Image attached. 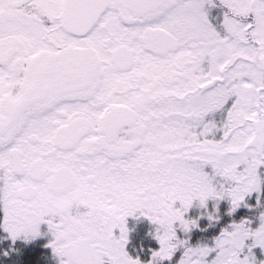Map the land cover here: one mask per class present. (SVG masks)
Wrapping results in <instances>:
<instances>
[{"label": "snow or ice", "instance_id": "snow-or-ice-1", "mask_svg": "<svg viewBox=\"0 0 264 264\" xmlns=\"http://www.w3.org/2000/svg\"><path fill=\"white\" fill-rule=\"evenodd\" d=\"M221 3L217 30L204 0H0V211L13 239L44 221L61 264H142L125 251V218L139 213L159 226L154 264L185 243L173 225H195L183 216L194 199L235 209L260 190L264 0ZM248 237L264 249V223H235L178 264H256Z\"/></svg>", "mask_w": 264, "mask_h": 264}, {"label": "rangeland", "instance_id": "rangeland-1", "mask_svg": "<svg viewBox=\"0 0 264 264\" xmlns=\"http://www.w3.org/2000/svg\"><path fill=\"white\" fill-rule=\"evenodd\" d=\"M257 172L261 178H264V164L258 166ZM262 194H264V183L261 184L259 191L253 190L251 193L246 194L244 199L239 203V205L235 209H232L231 201L227 196L222 198L209 197L206 199L204 205H201L198 199H194L192 201V204L189 206L188 210L183 213V216L185 219L195 220L196 223L195 225L190 224L188 230L186 231L179 221H175L173 227L176 232L177 239L185 241L187 239L186 236L191 235V232L197 230L199 226H203L204 229H213V228L215 230L218 229L219 234H217L213 238V243L210 244L206 240L204 241L201 240V242H199L198 245L193 246V247L207 246L211 248L214 246L215 238L219 236L223 230H230L232 225L235 223L246 222L247 226L251 230H255L261 222L260 215H258L257 218L254 217L256 215V212L258 211V207L256 208L255 206L257 205V203H259V199ZM179 206H180V202L176 201L174 203V207H179ZM249 207H251V209L248 210L247 212H244L245 209ZM0 213H2V211H0ZM221 218L224 219V221H222L223 222L222 227L219 228L218 226L215 225V221ZM141 222H142L141 223L142 234L144 235L143 240L147 241V243L144 247L140 245V249L138 250V248H136L135 250H133V252L137 253L136 258H139L142 264H147L148 261L152 260V252L158 250L160 247V244L156 239V233L159 226L154 222L150 221L144 215H141ZM43 224H45L44 221H42L39 226ZM39 229L40 228L38 227V231ZM0 231H1L0 234L7 233V235L13 239L10 233L6 231L5 228L3 227L1 215H0ZM184 232H185V239L182 236ZM27 238L28 237H25L23 234H19L13 240L14 241L25 240ZM189 243L190 242L188 240L186 244ZM180 246L181 245H177V248L173 251L171 258L157 259L156 261H154V264H158L162 262H166L167 264H178V261L182 257L180 254L181 253ZM249 248H251V253L252 256L255 258L256 264H259L260 261L264 260V249H262L261 246L254 244L251 237L246 238L245 245L242 249V255L248 254Z\"/></svg>", "mask_w": 264, "mask_h": 264}, {"label": "flooded vegetation", "instance_id": "flooded-vegetation-1", "mask_svg": "<svg viewBox=\"0 0 264 264\" xmlns=\"http://www.w3.org/2000/svg\"><path fill=\"white\" fill-rule=\"evenodd\" d=\"M203 8L208 15L210 23L217 29L222 30V22L227 8L221 3V0H204ZM211 119L220 121L219 113L210 117ZM3 216V213H0ZM127 231V241L125 243V251L131 257H137V253L133 252L136 248L140 249L139 243H136V236L142 231L141 215L139 213L129 215L125 218ZM46 225V226H45ZM39 232L35 236H29L25 240L14 241L7 233L0 234V264H11L12 258L16 256L30 255L38 258L39 264H61V258L58 257L50 246L53 239L48 224L39 226ZM49 230V231H48ZM47 231V232H45ZM1 232V231H0ZM114 234L119 235V230L115 229ZM140 253V251H139ZM9 262V263H7Z\"/></svg>", "mask_w": 264, "mask_h": 264}, {"label": "trees", "instance_id": "trees-1", "mask_svg": "<svg viewBox=\"0 0 264 264\" xmlns=\"http://www.w3.org/2000/svg\"><path fill=\"white\" fill-rule=\"evenodd\" d=\"M256 208L258 207V211L256 212V215L254 217L257 218L258 215H260V213H263L264 212V194H262L260 196V199H259V203H257V205L255 206ZM251 207L245 209L244 212H247L248 210H250ZM251 219V218H250ZM256 220V219H255ZM224 219H217L215 221V225L218 226L219 228L222 227V224ZM231 221V219H230ZM219 234L218 232V229L215 230L214 228L213 229H204L203 226H199L197 230L195 231H192L191 232V235L189 236H186V240H185V243L183 245H181V256L185 250L186 247H193L195 245H198L199 242L204 241L206 240L208 243H213V238ZM187 235V234H186ZM144 235L142 234V231L136 236V243L139 245H142L143 247L146 245L147 241L143 240V237ZM185 239V232L183 233L182 235ZM189 240V244H186V242H188ZM38 258H34V256L32 254H30L29 256L26 254V255H23V256H16L14 258H12V262L13 264H39L37 262ZM9 263V262H8ZM167 264L166 262H162V263H158V264Z\"/></svg>", "mask_w": 264, "mask_h": 264}, {"label": "clouds", "instance_id": "clouds-1", "mask_svg": "<svg viewBox=\"0 0 264 264\" xmlns=\"http://www.w3.org/2000/svg\"><path fill=\"white\" fill-rule=\"evenodd\" d=\"M260 221H261L260 224L264 223V213L260 214Z\"/></svg>", "mask_w": 264, "mask_h": 264}]
</instances>
